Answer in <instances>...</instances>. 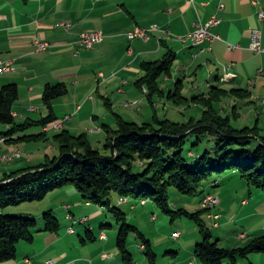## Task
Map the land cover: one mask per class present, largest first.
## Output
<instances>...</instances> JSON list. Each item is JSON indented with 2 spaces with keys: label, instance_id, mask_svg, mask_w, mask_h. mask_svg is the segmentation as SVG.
<instances>
[{
  "label": "crops",
  "instance_id": "1",
  "mask_svg": "<svg viewBox=\"0 0 264 264\" xmlns=\"http://www.w3.org/2000/svg\"><path fill=\"white\" fill-rule=\"evenodd\" d=\"M256 1L258 3L253 0H0V62L12 61L15 67L14 70L0 75V88L8 83L18 85L20 97L14 104V115L16 121L21 123L48 116L50 110L43 99L44 88L49 83L65 82L69 87L68 94L55 99L52 106L59 120L66 115H72V118L65 121L62 128H54L52 136L67 129L75 135L87 133L88 136L102 138L101 135L106 133L105 124L117 128L114 113L127 119L121 108L127 106L140 111L145 109L143 104L145 96L148 98L147 93L136 85V81L143 75L142 62L159 60L167 51L172 50L177 55L172 74L161 78V86L166 93L181 87L185 96L193 97L209 92L216 85L249 91L250 98L243 100L234 96L228 97L219 106L224 115L232 114L237 107V127L257 125L264 136V53H256L250 47L251 29L256 26L263 30L264 46V22L258 17L259 11L264 9V0ZM221 4L224 5L223 9L219 8ZM214 14L222 17L221 23L213 29L221 39L201 46L180 39L195 31L198 25L206 23ZM154 24L164 31L152 33L147 41L142 38H129L128 32L136 26L150 27ZM89 30H102L105 33L104 40L93 48H85L79 44L81 33ZM35 38L52 42L53 45L46 51H39L33 44ZM226 67L235 76L222 82L221 77L226 75ZM106 101L112 103V110L108 109ZM172 103L167 96L158 99L156 96L154 104L151 103L154 108L153 115H145V120L142 121H132L147 122L155 114L162 118L159 109H167ZM191 106L197 108L201 105ZM133 115L137 116L134 112L129 116L134 117ZM191 116L199 118L188 115V120ZM141 117L138 119H143ZM50 130L46 131L47 142L51 141ZM22 134L18 133L14 140L0 144V157L16 149L22 154L21 158L15 157L18 159L12 162L0 159V179L7 172L39 164L35 163L36 159L48 157V149L58 147L52 144L47 146L39 141L41 145L28 148L33 141H20ZM103 138L105 144L107 133ZM224 177L229 180L240 178L234 170L227 172L217 179L215 185L211 184L206 188L203 197L206 193H211V188L222 185ZM238 184V187H243L241 183ZM228 187L227 190L238 189ZM251 189V199L245 194L243 197H236L240 202V211L236 218H251L245 226L247 230L235 233L236 239L230 237L229 244L223 247L244 246L252 237L264 233V213L261 214L260 209L256 205L252 206L251 202L258 191ZM75 190L67 187L60 191L62 195L75 198V204L71 206L75 212L68 210L66 214L70 221H75L74 215L80 211L76 209L82 208L81 211H84L83 202ZM226 193L224 191L225 200L229 199ZM120 199L119 197V200H115L112 197V203L115 202L113 204L127 214L128 210L136 209L130 199L126 202H121ZM261 199L263 198L260 196ZM66 205L70 204L65 202V209ZM85 206L95 208L90 202H86ZM217 211L220 217L217 219L218 226H214L226 231L232 219H224L225 215L219 207ZM99 212L100 210L95 214ZM84 218L89 220L88 216ZM69 229L70 227L63 229L56 235L40 228L37 237L42 241L41 247L35 246V243L28 247L23 245L16 260L0 264H27V258L33 264H47L50 258H55L57 264H123L119 250L113 244V237L103 230L99 233V238L105 243L98 247L92 259L71 255V246L59 249V242L64 237L75 234V229L74 232ZM94 229L91 226L87 232L96 240ZM243 233H246L245 237L242 236ZM176 234L179 235L175 236ZM148 239L151 240L150 237ZM173 239L179 240V243ZM218 239L221 240L222 237L219 236ZM161 241L165 243L164 257L161 260V252L154 248L158 255V264H202L195 254V247L201 241L199 237L189 244L182 241V234L175 232L170 238L164 236ZM140 246L145 250L143 245ZM136 264H144V261L136 260ZM237 264H264V253H253L249 258L240 259Z\"/></svg>",
  "mask_w": 264,
  "mask_h": 264
},
{
  "label": "trees",
  "instance_id": "2",
  "mask_svg": "<svg viewBox=\"0 0 264 264\" xmlns=\"http://www.w3.org/2000/svg\"><path fill=\"white\" fill-rule=\"evenodd\" d=\"M176 58V53L169 50L159 60L142 62L143 75L136 85L147 93L152 104L156 96H167L178 106L201 105V118L191 116L189 120L180 122L155 114L152 120L140 123L114 113L117 128L104 125L107 133L104 152L94 148L87 133L75 135L64 129L55 134L53 140L59 148L58 156L46 157L37 165L7 172L0 179V262L16 260L21 242L33 244L35 230L39 226L37 218L12 214L7 208L41 201L51 192L71 185L87 202L105 208L117 218L120 229L116 246L123 264H136L129 249L132 234L141 245H145L148 264H158V255L146 234L130 223L124 210L112 203L114 192L120 198L152 200L171 216L172 221L183 216L193 219L203 236L195 247L196 257L202 264H237L253 253H264V235L252 237L244 246L226 248L219 244V239H214L207 225L204 215L209 209L201 207L193 212L171 207V187L183 194L196 196L202 194V187L206 191V187L215 185L217 179L232 170L250 187L264 192V136L261 129L257 125L235 126L233 119L238 116L237 107L232 114L224 115L219 106L225 98L234 96L246 100L251 93L221 85L193 97L185 96L181 87L166 93L161 86V78L172 74ZM68 92L65 82L47 84L43 99L49 107V115L19 123L14 115V104L20 97L19 87L16 83L3 85L0 88V123L5 125V129L0 127V137L10 142L16 134L24 133L19 137L20 141H47L48 132L43 127L59 121L53 110V101ZM105 103L112 110V103ZM36 125L42 127L41 132L26 133ZM191 136L197 138L194 145L212 137L215 140L212 152L197 156L190 151L186 155V143ZM138 163L144 167L143 171L136 169ZM44 220V230L56 235L60 233L61 223L52 211L44 213ZM89 238L95 240L91 234ZM84 241L87 242L86 239Z\"/></svg>",
  "mask_w": 264,
  "mask_h": 264
},
{
  "label": "rangeland",
  "instance_id": "3",
  "mask_svg": "<svg viewBox=\"0 0 264 264\" xmlns=\"http://www.w3.org/2000/svg\"><path fill=\"white\" fill-rule=\"evenodd\" d=\"M138 27V26H136ZM135 27V28H136ZM141 27V26H139ZM134 28V29H135ZM130 32V31H129ZM140 94V92H139ZM145 102L143 106H145V109L143 111L138 110L137 108L133 107H127L124 106L122 109V113L125 114V117L128 120H137V121H142L145 120L144 117H150L153 115L154 108L151 105L150 101L148 98L145 96ZM158 99V96H157ZM103 106H105L104 103H102ZM187 106V107H186ZM184 105V106H178L175 105L174 103L171 104V106L167 109L161 108L159 109V113L162 116L163 119L169 117L171 120L175 121H180V122H185L188 120V115H195L199 118H201V113H202V106H199L197 108L192 107L190 105ZM183 108H186V113L183 110ZM126 112V113H125ZM137 114V116L133 115L134 117H130L129 115L131 114ZM174 113V114H173ZM141 115V116H138ZM146 115V116H145ZM138 117H141L143 119H138ZM187 119V120H186ZM23 123V122H21ZM142 123V122H140ZM233 124L235 126H238L236 123V120L233 119ZM0 127L5 129V125L0 123ZM40 126H33L27 129V132H40ZM53 131L55 129L52 127L50 130V137L51 141H42L41 144H47L49 145H57V143L53 140ZM106 134V133H105ZM105 134H102V138H97V137H92L89 136L91 142H93V146L96 149H99L101 152H104V138ZM4 139L0 144L5 143L7 140L3 137H0ZM50 139V138H49ZM197 140L196 136H191L186 143V150L185 154L189 155V152L192 151L198 155H202L205 152H212L214 145H215V140L212 137H206L202 140V142L199 145H194L195 141ZM26 143V142H23ZM39 141H33L30 143V146L28 148H32L35 145H41ZM16 151V152H15ZM19 151V152H18ZM59 148L56 147L54 148H49L48 149V154L49 158H54L55 156L59 155ZM13 154V155H12ZM16 154V157H22L21 151L20 150H14L13 152L9 153H4L0 159L5 162H12L13 160L17 159L14 158ZM4 155H12V158H7L3 159L2 157ZM19 157V158H20ZM44 157V156H43ZM41 157L40 159H36L35 163H40L46 160V157L43 158ZM20 163V161L18 162ZM136 169L138 171H143L144 167L140 166V163L136 166ZM224 181L222 182V185L218 187H213L211 188V193L215 196L217 200V209L218 207L220 210H222V213L225 215L226 220L231 217L232 223L227 226V230L224 231L222 229H219L214 226L213 224V219H210L209 213L204 215V218L207 222L208 227L212 230L214 234V239H218L219 236L222 237V239L219 241V243L224 246L225 244H229L230 241L228 239L232 237V239H236V234H238L239 231L241 230H247L248 222L250 221L249 218L242 220V217H237V213L240 211V202L236 200V197H243L244 194L248 198L251 199V192L250 189L251 187L245 182V180H242L241 178H232V179H227V177H224ZM230 178V176L228 177ZM242 181V182H238ZM237 182V183H236ZM238 183H241L243 187H238ZM208 186V185H207ZM210 186V185H209ZM208 186V187H209ZM230 187H236L238 189H231L227 190ZM67 187H73V189H76L73 185L67 186ZM65 187V188H67ZM207 188V187H206ZM64 189V188H63ZM254 191H258V194L256 193L254 196V200L252 199V206L256 205V208L260 209L261 214L264 213V192L260 189L252 188ZM251 189V190H252ZM202 194H198L196 196H190L181 193L177 188L171 187L170 188V202H171V207L173 210H178L180 208H185L189 211H197L201 208V200L203 199V194L205 193V187H202ZM61 189L56 190L54 192H51L45 199L41 201H36V202H30V203H25L21 206H13L7 208L8 212L14 213V214H23L26 216H31L34 218H37L39 226L35 230V235L37 237V234L40 231V228L45 229V220H44V213L51 211L53 214L58 217L60 223H61V231L63 229H67L69 227H73L75 229V234L71 236H67L66 238L64 237V240L59 242V249H65L66 246H71L70 251L71 255L76 256L79 255L81 257H85L88 259H92V257L95 255V253L98 250V247L102 244L105 243L102 239L99 238L100 232L103 230L104 232L108 233V235H111L113 237V244H116L117 242V237L120 229V224L117 221V218L114 216L113 213L108 212L105 208H102L96 204H94V209L90 207H86V200L83 198V196L77 191L80 200L83 202V209L84 211H81L82 208L76 209V211H79L76 215H74L76 218L74 220H69L66 216L68 213V210L70 212H75L73 209H68L64 208L65 202L69 203L72 207L75 204V198L74 196L71 195H62L61 194ZM224 191L227 192L226 195L229 197V199L224 198ZM260 193V194H259ZM260 196L261 199L260 200ZM112 197L115 198V200H119V195L117 193H112ZM128 198V197H127ZM133 201V204L136 205L135 210H128V218L130 223L138 226L142 232H144L147 237H150L153 243L154 248H156L158 251L161 252L162 256H159L160 260L164 257V244L161 240L163 239L164 236H169V238L175 234V232H179L182 234V241H186L187 243H191L195 238H200V240H203V236L200 232L199 226L197 223L187 217H179L177 220L172 221V218L170 215L166 214L159 206H157L152 200H146V199H135L132 197H129L128 200ZM65 200V201H63ZM121 201V199H120ZM145 201V202H143ZM201 201V202H200ZM115 203V202H113ZM148 203V204H147ZM68 206V205H66ZM126 208L127 206H123ZM100 210L98 214H95L96 211ZM73 214V213H72ZM85 216L89 217V220L86 223H81V220L84 219ZM253 219V218H252ZM223 224L225 223V220L222 222ZM43 225V226H42ZM93 226L95 229V234L97 239L96 240H91L89 238V234L87 232L90 227ZM236 233V234H235ZM235 234V235H234ZM232 235V236H231ZM264 235V233H263ZM104 237V236H103ZM84 239H86L87 243H85ZM173 241H176L179 243V240L173 239ZM174 242V243H176ZM195 242V241H194ZM35 246L41 247L42 246V241L39 240V237H37V241L35 240ZM23 245H26L27 247L29 246V243L27 242H21V244L18 247V250L21 252L23 250ZM61 246V247H60ZM143 248H145V245H143ZM129 249L132 251L135 255L136 260L140 261L141 259L144 261V264L147 263V259L145 256V251L141 249L140 243L138 238L132 234L130 236L129 240ZM104 257H107V254H104ZM249 262L248 260H246Z\"/></svg>",
  "mask_w": 264,
  "mask_h": 264
},
{
  "label": "built area",
  "instance_id": "4",
  "mask_svg": "<svg viewBox=\"0 0 264 264\" xmlns=\"http://www.w3.org/2000/svg\"><path fill=\"white\" fill-rule=\"evenodd\" d=\"M253 2L258 3L256 0H253ZM219 8L223 9L224 5L221 4ZM258 17L260 21L264 22V9H261L259 11ZM221 21H222V17L219 14H214L211 16V18L206 23L198 25L195 31L189 32L188 34L181 37L180 39L183 42H188L196 46H201L206 42H212L216 39H221V37L213 31V29L216 28L221 23ZM64 25L68 27L70 26L68 24H64ZM157 31H164V30L159 28V26L156 24L151 25L150 27H139L138 26L135 29L128 32V36L131 40L135 38H142L147 41L151 38L152 33L157 32ZM104 38H105V33L102 30H89V31H85L81 33L80 38H79V44L85 48H93L97 44L101 43L104 40ZM33 44L39 51H46L53 45L52 42L44 41L39 38H35ZM250 47L256 53H264L263 30L260 26L253 27L251 29ZM14 69L15 67L12 61H3V63L0 64V75L6 72H10ZM229 70L230 68L226 67V75H223V77H221L222 82H226L230 80V77L235 76ZM71 118H72V115H66L62 120H59L58 122L54 124H56L57 127L62 128L64 125V122L70 120ZM3 140L4 139L0 138V143ZM8 157L10 158L12 156H6L3 159L5 160ZM127 199H128L127 197H122L121 202H126ZM69 207L70 205L67 206V208ZM201 207L209 209L208 213H210V219H213L214 225L218 226L217 219L220 217V213L217 211V200L212 193L205 194L201 202ZM71 230H74V228L70 227L69 231L71 232ZM178 235L179 234H176L175 236H178ZM242 236L245 237L246 233H243ZM26 262L27 264H33L30 258H27ZM47 264H57V261L55 258H50L47 260ZM193 264L195 263L193 262Z\"/></svg>",
  "mask_w": 264,
  "mask_h": 264
},
{
  "label": "bare ground",
  "instance_id": "5",
  "mask_svg": "<svg viewBox=\"0 0 264 264\" xmlns=\"http://www.w3.org/2000/svg\"><path fill=\"white\" fill-rule=\"evenodd\" d=\"M1 63H3V62H0V64ZM51 126V127H50ZM59 128V127H57V125L56 124H53V125H46L43 129H44V131H48L49 129H51V128ZM19 152V151H18ZM13 155V154H12ZM12 155H10V156H12ZM16 155V154H15ZM6 156H8V155H4L2 158H4V157H6ZM10 158H12V157H10ZM15 158V157H14ZM209 217H210V213H209ZM87 220H88V218H84V219H82L81 221V223H83V222H87ZM71 232H74V230H71Z\"/></svg>",
  "mask_w": 264,
  "mask_h": 264
}]
</instances>
